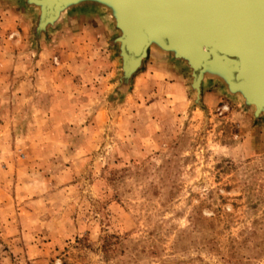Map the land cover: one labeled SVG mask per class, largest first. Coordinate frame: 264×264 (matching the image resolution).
I'll return each mask as SVG.
<instances>
[{"label":"rangeland","instance_id":"obj_1","mask_svg":"<svg viewBox=\"0 0 264 264\" xmlns=\"http://www.w3.org/2000/svg\"><path fill=\"white\" fill-rule=\"evenodd\" d=\"M34 17L0 0V264H264V118L154 53L121 85L100 11Z\"/></svg>","mask_w":264,"mask_h":264},{"label":"water","instance_id":"obj_2","mask_svg":"<svg viewBox=\"0 0 264 264\" xmlns=\"http://www.w3.org/2000/svg\"><path fill=\"white\" fill-rule=\"evenodd\" d=\"M34 14L38 43L71 13L97 10L109 22L120 62L121 85L129 84L150 53L189 72L199 101L206 81L264 118V0H20Z\"/></svg>","mask_w":264,"mask_h":264},{"label":"crops","instance_id":"obj_3","mask_svg":"<svg viewBox=\"0 0 264 264\" xmlns=\"http://www.w3.org/2000/svg\"><path fill=\"white\" fill-rule=\"evenodd\" d=\"M34 61L35 60H32L33 63H34ZM37 66H39V65H37ZM23 71H24L23 74H18V76L21 75V77H18V78L23 79V82H21L20 87H23L24 85L26 86L27 84H29L31 86V82L28 80L29 73L26 74L27 69L23 70ZM35 72H36V70L34 69V71L32 72L34 76H35Z\"/></svg>","mask_w":264,"mask_h":264}]
</instances>
